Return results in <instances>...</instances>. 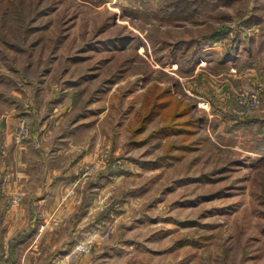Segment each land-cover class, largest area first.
Segmentation results:
<instances>
[{
  "label": "rangeland",
  "instance_id": "rangeland-1",
  "mask_svg": "<svg viewBox=\"0 0 264 264\" xmlns=\"http://www.w3.org/2000/svg\"><path fill=\"white\" fill-rule=\"evenodd\" d=\"M219 29L240 45L237 65L216 61L228 38L212 47L207 36ZM263 62L264 0H0V117L30 119L28 135L15 140L14 124L11 138L28 183L0 205V239L5 209L25 210L18 232L29 235L10 260L264 264V141L230 125L264 116ZM162 90L195 105L201 123L143 140L164 123L139 128ZM251 93L254 108L240 101ZM18 232L0 243V263Z\"/></svg>",
  "mask_w": 264,
  "mask_h": 264
},
{
  "label": "trees",
  "instance_id": "trees-1",
  "mask_svg": "<svg viewBox=\"0 0 264 264\" xmlns=\"http://www.w3.org/2000/svg\"><path fill=\"white\" fill-rule=\"evenodd\" d=\"M229 33H225L223 29L216 30L215 32H212L207 39V42L212 45V47H215L216 42L219 40H222L223 38H228L225 43H224V48L222 51H215L218 52L216 55V61L220 64H223L227 66V64L231 65H237L238 64V59L240 58V45L235 43L234 38L228 36ZM182 43H187V41H183ZM251 43H252V38H249L245 40L244 46L248 47L249 52H251ZM176 47V46H175ZM175 47H173L175 49ZM214 50V49H213ZM196 54H199L196 52ZM201 61L204 60V58L201 56ZM237 61V62H236ZM245 62L247 60H244ZM247 63L251 65V60H248ZM264 63V62H263ZM154 100L152 103V106L148 109L146 112V115L143 116V118L140 121V127L145 126L147 122L151 121L154 117L158 116L159 114H162V116L165 118L163 121V125L159 126L156 130L150 132L148 136H146L143 140H148L153 138L155 135L159 136H170L171 134H176V133H181L183 131L187 132L189 127H191L193 130L198 128L199 124L201 123L200 121L202 120V117L199 115H194L192 113V107L193 105L189 104H184L183 100L180 97H177L174 92L171 90H162L158 91L157 95L154 96ZM223 112H226L225 109H222ZM190 114V115H189ZM203 115H206L207 113L203 112ZM191 116V117H189ZM231 123L230 125H235L239 124L242 122H245V124H250L251 126H254L255 128V134L257 136L261 137V139L264 141V116H255L249 118L247 115L243 116H238V115H231ZM243 117V118H241ZM182 118V119H181ZM34 135V132L32 133ZM141 141H136V143L141 144L143 142ZM208 141V140H207ZM182 148H191L190 145L187 143H183L180 145ZM172 154L164 153L163 155H160L157 159L153 161H148L146 164L151 165L153 167H156L160 165L163 161L165 160H170ZM19 233V232H18ZM28 233L25 231H21L16 238L12 241V243H9V248H8V253L9 257L4 263L0 264H14L13 260H10V254L14 256V251L15 247L18 243L23 241L28 235Z\"/></svg>",
  "mask_w": 264,
  "mask_h": 264
},
{
  "label": "crops",
  "instance_id": "crops-1",
  "mask_svg": "<svg viewBox=\"0 0 264 264\" xmlns=\"http://www.w3.org/2000/svg\"><path fill=\"white\" fill-rule=\"evenodd\" d=\"M114 2V1H113ZM264 70V69H263ZM255 78H253L254 80ZM264 81V80H263ZM259 85L262 86L264 82L261 80L258 81ZM15 124V119H3L0 117V130L2 133H4L5 140L8 141L9 145H5L6 147L9 146L8 151H9V156L7 157L5 152H6V147H1L0 146V170L8 169L6 170V174H4L2 177H0V181L2 184L0 185V205L1 202L7 200L9 197L13 196L19 201L21 200V196H23V189L24 186L27 185L28 182H25L28 177V172L26 168V161L22 158V146L21 144H16L13 142L12 138V129ZM11 139V140H10ZM7 174H9L7 176ZM4 187H6L4 189ZM17 199V200H18ZM15 204V203H14ZM34 204V203H33ZM15 205L11 206L9 205L8 209H5V212L3 213V217H7L6 220V225H2V231L3 234L0 239L1 243V248H5L8 245V241H11V238L13 237L14 234H16L19 230L22 229L23 225H26L25 223V210L23 207H14ZM1 209V207H0ZM7 211V212H6ZM38 215L37 210L32 209L31 212H29V216L31 217H36ZM2 216V213H1ZM29 218V219H30ZM4 221V219H3ZM26 238L18 243L17 245L20 246ZM16 245V247H17ZM6 251V249H5ZM2 252L1 258L5 259L7 256V251Z\"/></svg>",
  "mask_w": 264,
  "mask_h": 264
},
{
  "label": "built area",
  "instance_id": "built-area-1",
  "mask_svg": "<svg viewBox=\"0 0 264 264\" xmlns=\"http://www.w3.org/2000/svg\"><path fill=\"white\" fill-rule=\"evenodd\" d=\"M241 103L246 105L248 108H254L258 104V98L256 96V93H251L248 95V97L245 99H240ZM197 107L207 113L208 117H214V111L211 109L210 101L208 99L200 98L198 102L196 103ZM30 119L27 115H23L15 124V140H20L23 138L24 135H28L30 130ZM85 247V246H83Z\"/></svg>",
  "mask_w": 264,
  "mask_h": 264
}]
</instances>
